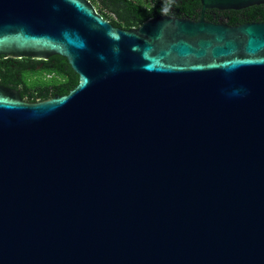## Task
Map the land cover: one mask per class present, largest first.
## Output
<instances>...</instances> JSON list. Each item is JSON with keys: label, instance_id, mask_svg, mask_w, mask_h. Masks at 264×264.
I'll return each mask as SVG.
<instances>
[{"label": "water", "instance_id": "95a60500", "mask_svg": "<svg viewBox=\"0 0 264 264\" xmlns=\"http://www.w3.org/2000/svg\"><path fill=\"white\" fill-rule=\"evenodd\" d=\"M115 26L0 0V56L61 55L67 94L0 86V264H264V22Z\"/></svg>", "mask_w": 264, "mask_h": 264}, {"label": "trees", "instance_id": "16d2710c", "mask_svg": "<svg viewBox=\"0 0 264 264\" xmlns=\"http://www.w3.org/2000/svg\"><path fill=\"white\" fill-rule=\"evenodd\" d=\"M90 1L104 18L123 28L136 27L148 18L160 14L197 19L201 9L200 0ZM28 68L32 69V73L27 72ZM78 82V74L61 55H51L46 59L0 56V84L18 89L26 100H43L67 94Z\"/></svg>", "mask_w": 264, "mask_h": 264}, {"label": "flooded vegetation", "instance_id": "af4514ba", "mask_svg": "<svg viewBox=\"0 0 264 264\" xmlns=\"http://www.w3.org/2000/svg\"><path fill=\"white\" fill-rule=\"evenodd\" d=\"M200 16H201V9H200V15L197 19H199ZM204 17L214 22H222L228 24H230V22H233L234 24L231 25H237L244 22H264V2L260 4H254L238 10L210 8L205 10ZM192 19H196V18H192ZM14 58H18V57H14ZM20 58L38 59L31 56H23ZM27 72L32 73V69L28 68ZM0 86L5 88H10L8 86H4L1 84Z\"/></svg>", "mask_w": 264, "mask_h": 264}, {"label": "rangeland", "instance_id": "374dc122", "mask_svg": "<svg viewBox=\"0 0 264 264\" xmlns=\"http://www.w3.org/2000/svg\"><path fill=\"white\" fill-rule=\"evenodd\" d=\"M143 2H147V1H150V0H142ZM97 9V8H96ZM98 10V9H97ZM99 12V10H98ZM31 79L33 78V76H29Z\"/></svg>", "mask_w": 264, "mask_h": 264}]
</instances>
